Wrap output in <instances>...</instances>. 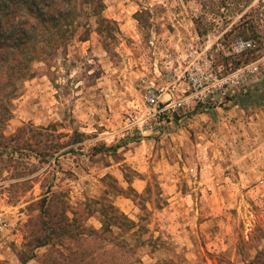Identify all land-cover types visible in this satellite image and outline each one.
Masks as SVG:
<instances>
[{
    "label": "rangeland",
    "instance_id": "rangeland-1",
    "mask_svg": "<svg viewBox=\"0 0 264 264\" xmlns=\"http://www.w3.org/2000/svg\"><path fill=\"white\" fill-rule=\"evenodd\" d=\"M105 5L115 29L85 18L89 39L0 91V264H251L264 250V69L163 132L143 98L168 75L185 87L206 57L223 75L263 62L264 0ZM239 38L256 59L238 66Z\"/></svg>",
    "mask_w": 264,
    "mask_h": 264
},
{
    "label": "trees",
    "instance_id": "trees-1",
    "mask_svg": "<svg viewBox=\"0 0 264 264\" xmlns=\"http://www.w3.org/2000/svg\"><path fill=\"white\" fill-rule=\"evenodd\" d=\"M105 8V0H0V91L32 76L34 62L54 59L75 39H89L92 28L85 18L97 17L98 31L115 29V22L102 16ZM251 49L236 54L238 66L256 59ZM221 65L228 68V62ZM250 263H264V250Z\"/></svg>",
    "mask_w": 264,
    "mask_h": 264
},
{
    "label": "built area",
    "instance_id": "built-area-1",
    "mask_svg": "<svg viewBox=\"0 0 264 264\" xmlns=\"http://www.w3.org/2000/svg\"><path fill=\"white\" fill-rule=\"evenodd\" d=\"M253 46L255 43L252 39L239 38L234 41L232 48L241 52ZM262 69L264 60L223 75L206 57L202 61L192 62L179 76L178 79L185 84L183 88L180 86L182 83H172L174 74L168 75L169 84L149 82L143 98L148 110L146 123H151L150 127L155 131H166L180 111L196 109L207 103L218 104L222 95L226 96L230 90L242 85L246 71L257 72Z\"/></svg>",
    "mask_w": 264,
    "mask_h": 264
}]
</instances>
